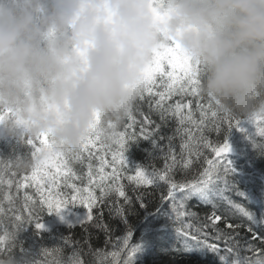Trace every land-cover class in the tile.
<instances>
[{
    "label": "snow or ice",
    "instance_id": "obj_1",
    "mask_svg": "<svg viewBox=\"0 0 264 264\" xmlns=\"http://www.w3.org/2000/svg\"><path fill=\"white\" fill-rule=\"evenodd\" d=\"M164 61L183 75L166 72ZM200 76L178 45L162 46L122 119L96 116L77 149L0 133L11 149L6 163L0 154V264H147L149 256L160 264L157 253L174 257L167 264H264V247L241 235L264 242V174L249 187L257 184L252 159H264V110L224 111L200 93ZM136 125L138 134L128 131ZM233 133L240 147L229 143ZM141 141L149 149L138 161ZM69 212L77 219L66 233L45 228V217Z\"/></svg>",
    "mask_w": 264,
    "mask_h": 264
},
{
    "label": "clouds",
    "instance_id": "obj_2",
    "mask_svg": "<svg viewBox=\"0 0 264 264\" xmlns=\"http://www.w3.org/2000/svg\"><path fill=\"white\" fill-rule=\"evenodd\" d=\"M169 45L224 111L264 110V0H0V104L17 112L0 133L77 149L96 116L122 119Z\"/></svg>",
    "mask_w": 264,
    "mask_h": 264
},
{
    "label": "trees",
    "instance_id": "obj_3",
    "mask_svg": "<svg viewBox=\"0 0 264 264\" xmlns=\"http://www.w3.org/2000/svg\"><path fill=\"white\" fill-rule=\"evenodd\" d=\"M163 2H164V0H159V4L158 5H162L163 4ZM162 67H163V69L166 71V72H168V71H172V72H174V75L175 76H177V77H179V76H182L183 75V72H182V70H181V68H179V67H177V68H175V69H172V68H170L169 66H168V64H167V61H164V64H162ZM165 79H167V76H165ZM170 82V81H169ZM40 100H42L41 98H40V96H37L36 97V99H35V101H33V102H38V101H40ZM1 105V104H0ZM143 110L144 111H147L148 109H147V105L146 104H144L143 105ZM10 110H8V112H9ZM14 112V111H13ZM12 112V113H13ZM12 113H9V116L10 115H12ZM8 115L7 114V112H6V110L4 109V113H0V115H2L3 116V119L2 120H0V125H5V126H7V125H9V124H11L10 123V120H8L7 118H6V115ZM14 119H16L17 120V112L15 111L14 112ZM242 117V116H241ZM124 123L125 122H122L121 123V125H120V128H119V130L120 131H123L124 130V127H123V125H124ZM175 122H173L172 123V130H174L175 129ZM139 125H136L135 126V128L134 129H128V131L129 132H132V131H135L137 134L139 133ZM0 131H2V130H0ZM5 135H11L10 134V132H9V130L8 131H6V132H3ZM21 136H23V135H21ZM240 133H233L232 135H230L229 136V143L230 144H234L235 146H237V147H240L241 146V142H240ZM23 137H27V136H23ZM209 139L210 140H212L213 142H215L216 140H217V137H216V135L214 134V133H212V134H209ZM0 143H2V142H0ZM38 143V142H37ZM175 143H176V145H177V151L179 150V143H180V141H179V138H177L176 139V141H175ZM99 143H97L96 144V146L94 147V151L95 150H97V149H99ZM113 147H115V146H113ZM149 149V145L146 143V142H144V141H141V148H140V150H137L136 151V159L139 161V160H141L142 159V157L144 156V151H147ZM11 152V149H8L7 148V146L5 145L4 147L3 146H0V154H2L4 157H5V163L7 162V156H8V154ZM206 153H207V155H208V157L210 158V159H216V157L214 156V154L211 152V150L210 149H208V150H206ZM107 159H111V156L109 155L108 157H107ZM156 164H157V166H161L162 165V160H156V161H154ZM237 163L239 164V165H244L245 163H247L244 159H240V160H238L237 161ZM252 168H250L249 170L250 171H253L254 173H255V179H256V181H257V184H255V185H249V187L250 188H252L253 190H257L258 189V184H259V181H260V178H261V174H264V159H261V158H259L258 156H255L253 159H252ZM205 166H207V165H205ZM0 167H3V164H0ZM75 167H79L78 165L77 166H75ZM195 167H200L199 165H196ZM110 170V169H109ZM232 195V197L234 198V199H236V200H240L241 198H239V197H236L235 196V194L234 193H232L231 194ZM45 221H46V223H45V228L48 230V231H52V229L53 228H48V227H46V224L47 223H49V222H52L53 221V218L52 217H45ZM133 222L135 223V218H133ZM55 230H56V233L58 234L59 232H61V231H64L65 233L67 232V230H68V226H59V228H54ZM73 231H75V232H79V229H75V230H73ZM241 235L245 238V239H247L248 241H249V243H251L254 247H256V248H262V247H264V242H261V241H259V240H254V239H252V237H251V235L250 234H248L247 236H245V234L244 233H241ZM242 243H243V240L241 241ZM46 243H48L50 246H55V245H53L52 244V242L51 241H46ZM70 249H65V253L66 254H68V253H70ZM248 255H251V253H248ZM157 256L159 257V261H160V264H167V261H170V260H172L174 257L173 256H171V255H167V256H165V255H163V254H160V253H157ZM176 259H179V257H175ZM255 257H253V259H254ZM49 259H51V257H49ZM152 259H153V257L152 256H149L148 258H147V264H151V262H152Z\"/></svg>",
    "mask_w": 264,
    "mask_h": 264
},
{
    "label": "rangeland",
    "instance_id": "obj_4",
    "mask_svg": "<svg viewBox=\"0 0 264 264\" xmlns=\"http://www.w3.org/2000/svg\"><path fill=\"white\" fill-rule=\"evenodd\" d=\"M40 98L42 99V97H40ZM22 99H28L27 95ZM4 109L6 110V112L8 114V115H6V114L5 115H6V118L8 120H10V123L15 121L16 119H14V116H13L15 111L13 110V108L7 107V106H4L1 104L0 105V113H4ZM8 110H10V111L8 112ZM9 113H12V115L9 116ZM9 132L11 135H20L21 136V134H19L18 132H14L11 129H9ZM76 219H77V217L75 216V214L72 212H69V214L66 217H64L63 219L57 218V219L53 220L52 222L47 223L46 227H48V228H55V227L59 228V226H68L69 224L75 223Z\"/></svg>",
    "mask_w": 264,
    "mask_h": 264
}]
</instances>
